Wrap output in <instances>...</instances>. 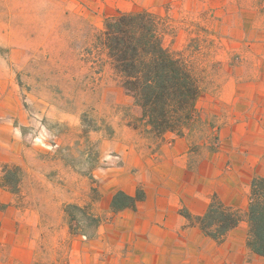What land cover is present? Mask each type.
Here are the masks:
<instances>
[{"label": "rangeland", "instance_id": "1", "mask_svg": "<svg viewBox=\"0 0 264 264\" xmlns=\"http://www.w3.org/2000/svg\"><path fill=\"white\" fill-rule=\"evenodd\" d=\"M229 2L0 0V133L23 147L19 163L0 158V188L15 196L14 206L41 213L36 264H68L72 242L95 237L116 214L111 201L128 187L125 175L134 183L129 149H157L133 128L141 111L97 47L107 19L145 11L161 20L164 47L189 62L200 81L196 118L186 130L194 140L206 137L201 119L211 106L213 113H264V43L249 27L257 10L264 13V0ZM220 126L207 129L210 148L219 144ZM5 165L21 171L16 194L3 186ZM91 217L102 221L96 230Z\"/></svg>", "mask_w": 264, "mask_h": 264}, {"label": "crops", "instance_id": "2", "mask_svg": "<svg viewBox=\"0 0 264 264\" xmlns=\"http://www.w3.org/2000/svg\"><path fill=\"white\" fill-rule=\"evenodd\" d=\"M254 17L249 27L257 30L250 33H262L258 36L264 43V13L257 10ZM236 22L238 35L245 36L243 20ZM233 23L224 20L223 36H228ZM223 108L221 102L216 106L217 111ZM213 112L211 106L202 115L203 141L169 133L155 150L129 149L128 154L135 156V181L130 173L125 175L128 187L120 190L134 196L140 183L144 200L135 210L117 212L98 227L95 237L73 241L68 264H264V257L247 245L245 219L218 243L200 228L188 226L181 215L182 209L204 215L216 196L245 216L253 179H264V113ZM214 121L221 122L215 149L207 143V129ZM6 131L0 133V158L7 164L19 163L23 147L11 141ZM14 200L13 194L0 188V203L7 206L0 211V264H36L35 246L44 230L41 213L14 206Z\"/></svg>", "mask_w": 264, "mask_h": 264}, {"label": "trees", "instance_id": "3", "mask_svg": "<svg viewBox=\"0 0 264 264\" xmlns=\"http://www.w3.org/2000/svg\"><path fill=\"white\" fill-rule=\"evenodd\" d=\"M164 34L161 20L149 12L120 13L106 20L97 44L106 53L120 86L141 111L133 128L155 140L157 147L167 134L182 137L191 128L201 93L193 67L180 54L164 47ZM20 175L18 167L3 166V186L16 194ZM143 200L142 191L134 196L118 192L111 201V210H135ZM181 215L188 226L200 228L218 243L245 219L249 227L247 245L264 257L263 178H254L251 183L245 216L225 206L216 196L211 198L204 215L194 216L185 209ZM89 220L94 222L95 230L102 222L96 217Z\"/></svg>", "mask_w": 264, "mask_h": 264}]
</instances>
